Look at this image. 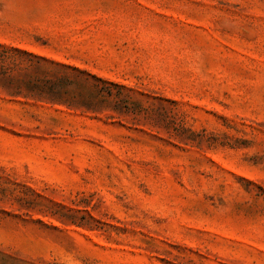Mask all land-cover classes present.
Here are the masks:
<instances>
[{
  "label": "rangeland",
  "instance_id": "374dc122",
  "mask_svg": "<svg viewBox=\"0 0 264 264\" xmlns=\"http://www.w3.org/2000/svg\"><path fill=\"white\" fill-rule=\"evenodd\" d=\"M0 44L120 95L0 88V264H264V0H0Z\"/></svg>",
  "mask_w": 264,
  "mask_h": 264
},
{
  "label": "trees",
  "instance_id": "16d2710c",
  "mask_svg": "<svg viewBox=\"0 0 264 264\" xmlns=\"http://www.w3.org/2000/svg\"><path fill=\"white\" fill-rule=\"evenodd\" d=\"M110 86L115 85L76 67L0 44V88L12 94L25 93L44 103L94 110L93 97H99L101 103L120 98L107 89Z\"/></svg>",
  "mask_w": 264,
  "mask_h": 264
}]
</instances>
